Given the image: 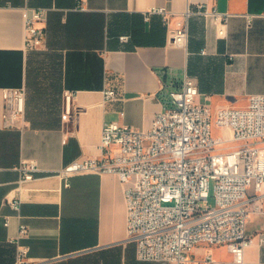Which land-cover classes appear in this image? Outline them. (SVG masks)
I'll return each mask as SVG.
<instances>
[{"label":"crops","instance_id":"0c3cea01","mask_svg":"<svg viewBox=\"0 0 264 264\" xmlns=\"http://www.w3.org/2000/svg\"><path fill=\"white\" fill-rule=\"evenodd\" d=\"M198 4L231 13L224 35L214 18L193 15L188 46H178L165 15L144 17L153 6L166 7L177 14L172 28ZM39 7L46 10L39 22L44 45L30 50L26 16ZM40 56L58 60L62 76L60 95L43 121L36 99L47 90L40 83ZM185 69L198 82V101L214 111L244 107L249 94L264 93V0H0V264H15L11 238L20 222L29 225L23 242L32 264H176L137 258V244L127 238L125 185L117 175L66 178L59 170L101 154L105 123L149 129L165 105L163 82L178 85ZM19 87L27 88L24 124L4 114L6 90ZM65 89L75 92L74 116L67 120ZM107 89L118 98L106 101ZM27 160L40 169L19 192ZM15 195L22 218L6 201ZM248 233L256 240L246 248V262L264 264V212H251ZM188 264H235L234 254L225 245L201 244Z\"/></svg>","mask_w":264,"mask_h":264},{"label":"built area","instance_id":"2783aa9c","mask_svg":"<svg viewBox=\"0 0 264 264\" xmlns=\"http://www.w3.org/2000/svg\"><path fill=\"white\" fill-rule=\"evenodd\" d=\"M45 12V8H34L26 16V47L30 50L44 45L39 22ZM154 14L165 15L172 43L184 47L188 46L193 15L214 18L221 35L231 16L198 4L188 7L171 28L175 12L153 6L144 12L145 20ZM247 17L251 22L252 16ZM121 38L127 40L128 36ZM176 81V86L173 81L163 82L165 105L149 129L117 121L105 123L101 154L73 160L59 172L66 178L81 173L119 177L125 185L127 238L136 242L141 261L188 264L194 249L208 244L225 245L234 254L235 264H249L246 248L256 240L248 233L249 217L253 211L264 212V93L249 94L244 107L225 106L214 111L198 101V82L187 69ZM5 94V117L24 124L27 88L7 89ZM74 97V90H64L63 120L74 116ZM117 98L115 89L105 91L106 101ZM219 130L225 136L217 135ZM39 169L33 161L22 163L19 192L22 183L33 179ZM6 201L22 218L21 197ZM4 224H10L9 218ZM28 234L29 225L20 222L18 233L11 238L16 244L15 264H32L30 245L23 242ZM260 241L264 242V236Z\"/></svg>","mask_w":264,"mask_h":264},{"label":"rangeland","instance_id":"374dc122","mask_svg":"<svg viewBox=\"0 0 264 264\" xmlns=\"http://www.w3.org/2000/svg\"><path fill=\"white\" fill-rule=\"evenodd\" d=\"M43 57L40 56L39 61H42L41 63L45 64L44 69H42V74L40 71V83L42 86L47 88V93L45 91L46 96L42 95L41 93L37 96V103L39 107H41L40 111H38V116L40 117V120L43 121V118L45 117V112H51L52 105L57 101L60 92H61V84H62V76L60 74V65L59 61L56 59H43ZM44 107V109H43ZM48 107V108H47ZM47 108V109H46ZM44 116V117H43ZM218 130V129H217ZM221 132H218L219 136H225L222 132V130H219ZM214 180L211 183V196H210V202L214 203Z\"/></svg>","mask_w":264,"mask_h":264}]
</instances>
